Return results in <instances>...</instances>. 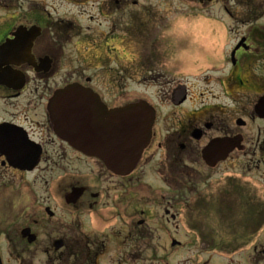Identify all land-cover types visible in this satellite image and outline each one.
Listing matches in <instances>:
<instances>
[{
    "label": "flooded vegetation",
    "instance_id": "1",
    "mask_svg": "<svg viewBox=\"0 0 264 264\" xmlns=\"http://www.w3.org/2000/svg\"><path fill=\"white\" fill-rule=\"evenodd\" d=\"M89 1L90 4L87 3ZM190 1L191 4L187 5H172L162 4L161 1L150 3L141 0H0V44L8 38H14V32L19 26L28 29L36 25L40 30L30 46L31 55L14 53L4 59L8 62L0 64V178L3 173L28 172L25 168L18 167L12 158V155L17 154L14 146L19 144L24 145L30 153H33L35 146L40 150L34 168L39 167L37 169L41 170L57 165L61 157L70 153L85 162H99L94 155L87 156L66 141V138H72L71 134L77 131V94L62 95L60 105L52 106L50 99L55 91L80 82L97 93L109 109L130 100L127 86L128 78H132V81L145 85L140 91L153 87L156 92H160L163 102H169L172 92L181 90L184 94L182 100L171 99L172 105H178L188 99L186 81L171 80L168 88L160 83L175 61L190 55L205 60L203 67L195 71L197 73L201 70L205 75L202 78L204 84L210 81V69L220 66L222 75L217 80L213 73V81L219 93L212 96V100L204 102V97L197 100L190 96L191 103L198 106L192 110H184L185 113L180 117L173 116L172 124L168 126L165 123L163 131L159 133L156 132L158 117H155L151 140L145 149L148 154H145L146 159L142 165H137L136 168L150 170V176L155 180L148 182L147 187L145 182L138 184L139 176L135 177L136 180L115 176L120 179L107 181L115 185L113 187L107 183L109 187L105 192L89 191L90 182L80 183L77 180L71 184L84 187L75 203L79 227L77 244L81 248L77 254L78 264H107L108 258L112 264L124 263L121 258L115 260L106 255L111 247L107 237L111 229L109 227H114L111 230L113 236L122 232L114 224L115 220H122L120 214L132 216L133 230L135 226L146 225L159 238L163 228L171 235L173 232L178 233L181 228L178 222L184 220L188 221V226L203 231L198 223L202 220L200 211L205 206L199 192H195L199 184L204 182L203 179L225 171L222 167L225 163L230 172L245 175L264 167V118L254 111V105L258 101H264V63L256 62L264 60V0ZM64 2L72 3L69 14L61 10ZM86 13L89 14L87 19L90 24L84 26L82 18ZM102 26L104 29H101ZM186 30L189 37L184 34ZM102 36L105 37L104 50H100L96 42ZM115 45H120L122 49L131 46L128 53L131 60L124 61ZM210 51H213V55L217 57L215 60L219 63L208 64L210 61L206 59ZM27 59L29 60L26 61ZM90 59H96L95 66ZM170 60L172 63L169 64ZM131 61L132 66L139 67L135 68L134 73H129L126 69ZM147 63L150 65L146 66ZM144 66L145 75H142ZM6 67L8 79L3 76V68ZM97 67L104 79V84L101 85L96 76L83 73V70L89 71ZM19 75H23L22 81ZM154 79L158 84L154 83ZM148 81L152 83L149 84ZM11 103L15 105L13 108L8 107ZM57 109L60 121L55 127L52 117ZM103 112L101 109L97 114L101 115ZM250 122L256 126L255 136L248 135ZM94 130L103 132L104 127L101 125ZM223 137H241L242 147H230L225 158L211 166L209 162L212 161L202 158V149L210 140ZM252 156H255L256 163L249 165L246 157ZM20 164L28 163L21 161ZM105 171L110 174L105 177L112 178V173ZM222 177L225 178V175ZM168 188H187L190 194L186 197H182V194H164L162 190L167 191ZM110 189L117 194V217L113 215L114 208L109 206L102 219H98L99 216L87 218L88 211L93 210L99 195L108 197L109 203L113 202L108 193ZM189 200L196 203L199 200L203 204L196 210ZM47 216L42 212L25 225L36 235L32 243H28L20 235V228H16L14 234L19 236L17 241L20 240L22 247L11 244L12 250L18 251L16 248H21L18 252H25L33 246L34 251L39 250L47 255L44 264L50 263L51 253L64 252L65 234L58 232L57 236H48L49 240L45 237V228L56 226L57 223L63 227L64 222L60 219L53 222L49 218L51 216ZM7 218L0 217V244L2 236L10 241L11 230L1 229ZM95 222L103 223L99 225L100 234L88 235L91 229H87V224L93 225ZM126 236L134 237L133 233ZM135 238L138 241V236ZM56 239L62 241V246L58 249L54 245ZM134 241L131 247L134 246ZM203 246L205 245L182 246L181 251L184 253L180 259L185 262L181 264H189L190 262L186 263L188 260L199 258L197 247ZM146 248L147 245L142 244L140 250ZM0 252L3 257L2 251ZM170 253L173 258H177V253ZM186 254H191L193 258L185 257ZM141 261L138 258L135 264H141ZM206 261L208 260L204 258L203 262Z\"/></svg>",
    "mask_w": 264,
    "mask_h": 264
},
{
    "label": "rangeland",
    "instance_id": "2",
    "mask_svg": "<svg viewBox=\"0 0 264 264\" xmlns=\"http://www.w3.org/2000/svg\"><path fill=\"white\" fill-rule=\"evenodd\" d=\"M145 2H157L161 1L162 4H172V5H184L188 3V0H144ZM71 4L65 3L63 8H61L62 11H65L67 14H69L72 9L70 8ZM78 14V13H77ZM89 14H83L82 22L85 26L86 24H90V21L87 19V16ZM101 29H104L102 26ZM227 30V28H226ZM186 36H190L189 32L186 30L184 32ZM227 35H225L226 37ZM212 37V35H211ZM96 42L100 46V50L105 49V37H98L96 39ZM103 43V45L101 44ZM116 51L120 53L121 58L124 57V61L131 60V56L128 55L130 52L131 46L122 49L120 45H115ZM264 50V48H262ZM264 55V53H263ZM217 57L215 54L213 55V51H210L209 57L206 59L208 64L213 63H219L217 60H215ZM100 59V57H99ZM96 59H90V62L93 66L96 64L94 63ZM167 62V61H164ZM203 62L205 60L198 59L193 55L189 57H186L185 59H180L175 61L172 64V67L169 71H167L165 74V78H162L160 80V83H163L164 86L168 88V86L171 85V80L178 79L180 81L185 80L187 84V90L188 91V99L185 100V102H181V104L178 105H172L169 104L167 101L163 102L160 98V92H156L154 88L148 87L145 88L146 92L144 95L147 97L148 100L155 103L154 100L156 99V107L158 113H157V121L156 124L159 125L156 128V132L159 133L160 131H163L164 124L166 123L168 126L172 124L173 122V116L180 117L184 110H192V108H195L198 106L193 105L191 103V100H189V97L202 99L205 102L207 99L212 100V96H216L219 93L218 87L215 85V81H208L206 84H204L203 79L197 80L196 77L191 76V71L199 70L201 67H203ZM256 62H262L264 63V60L257 61ZM98 63V61H97ZM131 63H128L126 65V69L129 73H134L135 68L138 66H132ZM162 64L161 62H159ZM172 63V60L169 61V64ZM103 65V64H98ZM150 65L149 63L146 64V66ZM142 67L141 74L145 75L144 68ZM91 67V66H90ZM139 68V67H138ZM199 68V69H198ZM100 69L94 68L90 69L89 71L83 70L84 74H92L96 76V80L98 81V84H104V79L101 76V73L99 71ZM215 74L216 80L218 77H220L221 71L220 66L216 67L212 70ZM202 71L200 70V72ZM149 76V75H148ZM149 78V77H148ZM184 78V79H182ZM128 91L130 92H139L142 90V88L145 86L144 84H141V82H135L132 81L133 79L128 78ZM217 82V81H216ZM149 84H151V81H148ZM154 83L158 84V81L154 79ZM174 83H172L173 85ZM159 86V85H158ZM208 86V87H206ZM134 88V89H132ZM201 93V94H200ZM157 97V98H156ZM158 99V100H157ZM15 105L14 103H11L8 107L13 108ZM251 108V105H249ZM248 129V135L255 136L256 134V126L254 123L250 122V126ZM245 129V131L247 130ZM154 146L152 145L151 148ZM254 148V147H252ZM258 157V156H257ZM76 158V155L74 153H70V155L66 157H61L63 161L61 164L53 165L49 169L43 168L33 170L30 173H24V174H11V173H3L2 178H0V217H8V219L13 218L14 220L10 223H5L1 226L2 229H8L11 233L10 241L8 242L4 237L2 239V248H4L3 258H4V264H44V262L47 261V255L39 250L34 251L33 246H30V250L32 252H18L14 251L11 248V244H15L17 247H22L17 241L19 236L15 235V230L18 224L22 223H30L31 219L33 217H37L42 214L44 211V206L48 205L50 208L54 211V216L51 217V220L54 222L58 218L64 222L63 227L58 226L59 223L56 224V226H52L50 228H45V237L46 240H49L53 234L57 236L58 232L60 234L66 235V240H69L74 237V235H77V230L79 227L77 226V208H73L67 204L64 203V201L61 200L59 197V194L62 195L63 192L68 191L69 184L77 182V180L80 181V183H88L90 182L91 187L89 189L94 191L97 190L99 192H105L109 184H111L114 187L115 178L120 179L119 177H115L114 175H111L109 177H105L109 173L106 172L102 167H100L99 162H95L94 160H88L87 162L80 160L77 157V160H74ZM49 159L47 160V162ZM46 162V163H47ZM246 162L249 165H254L256 163L255 156L252 157H246ZM43 166V163H42ZM51 166V165H50ZM223 168L227 167V163L222 165ZM42 168V167H41ZM255 172H260L264 174V167L257 168ZM260 173H254L257 175H261ZM110 175V174H109ZM221 176V177H220ZM232 177L230 179H234L236 182H238V186L236 188H229V179H225L228 184H226V188H222L221 191L223 192L222 196H224L227 200V206H228V214L227 217H229L227 220H224L223 218H218V213L215 214L213 208L217 209L218 204L217 202H213V195L214 190L221 182H224L225 180L222 179L221 174H213L214 180L212 182L205 181L204 183H201V188L197 187L196 191L200 192V189L203 190L204 196L203 203L205 204L204 210L200 211V216L202 220H199V227L202 226L203 232L199 239L193 232H184L181 235L183 237H187L192 239L193 246H200L205 245L202 248L197 247V250L199 251V258L200 259H207L208 261L204 262L203 264H226L227 262H237V260H240L241 264H248L247 259L245 258H251V255L256 257V263L255 264H264V222L262 220H258L257 216H260L259 214L256 216L255 211L256 209L254 206L258 202L259 207H262L264 210V185H261L260 183L249 180V178L246 177H234L239 176L238 173H233L231 175ZM110 181V182H107ZM109 183V184H107ZM163 186H166V184ZM243 189V190H241ZM239 191V192H238ZM164 194L169 193L171 195L175 194V192L182 193L184 195H189V190H186L185 192L182 191V189H173L168 188V190H162ZM237 192V193H236ZM110 197L112 198L114 196L115 190L110 189L108 191ZM100 194V193H99ZM109 198L105 197L104 195L100 196L97 202L92 207V211H88L87 218L89 216H96L98 219H102L105 217V211L107 210L108 204H109ZM225 200V201H226ZM232 201V204L230 201ZM199 202V207H201V201L197 200ZM224 201V202H225ZM251 209V213L246 211L247 209ZM130 212V211H128ZM197 212V211H196ZM226 213L225 211L223 212ZM58 217V218H57ZM261 217V216H260ZM89 220V219H88ZM154 220V219H152ZM258 222V226L262 225L259 230H257L253 234H248L247 232L249 229H254V226ZM83 223V221H82ZM87 224V223H86ZM90 223L87 224V229H91V232L87 233L88 235L90 233H98L100 234L99 225H102V222L98 223ZM109 233L107 234V237L110 242V250L107 252V256L112 257L113 259L121 258L124 263L120 262V264H135V261L138 260V258L141 261V264H158L157 263V256L158 259L161 255L164 254L165 251H172L169 248H166L165 246H169L170 243L167 240V236L165 232H161L160 238L156 234V232L147 227L146 225L141 227H134V230L131 228V226L123 227L121 228V221L118 220L116 222L115 228L117 230H122L120 234H114L111 231L114 227L111 226ZM108 228V229H109ZM83 233V232H82ZM133 236H126V235H132ZM197 235L198 232L196 231ZM16 236V238H14ZM49 236V237H48ZM138 236V241L137 237ZM199 236V235H198ZM135 240V241H134ZM7 241V242H6ZM134 241V246L131 247V244ZM262 244V245H259ZM142 244H146L148 248L144 250H140L142 247ZM207 245H219V246H226L229 245L230 250L222 251V254L217 257L212 253V250H218V249H209ZM254 245H257L260 248L259 250H254ZM79 244L73 243L71 246V249H77ZM239 249H242V251L238 254L236 252ZM17 250L21 251V248H16ZM194 249V248H193ZM233 249V250H232ZM232 250V251H231ZM251 250V251H250ZM80 250H77V253ZM23 253V254H22ZM62 251L60 253V256H57V253H51L50 257V263L48 264H78L77 261L74 263L75 255L71 254L67 250L65 253ZM18 256V258H14V256ZM192 257L191 254H186L185 257ZM133 257V258H132ZM63 258V260H58ZM108 258V257H106ZM135 258V259H134ZM120 259V260H121ZM112 264L109 261L108 263Z\"/></svg>",
    "mask_w": 264,
    "mask_h": 264
},
{
    "label": "water",
    "instance_id": "3",
    "mask_svg": "<svg viewBox=\"0 0 264 264\" xmlns=\"http://www.w3.org/2000/svg\"><path fill=\"white\" fill-rule=\"evenodd\" d=\"M3 54L0 52V57ZM77 92H79L77 88ZM56 97H53V100ZM55 101H58L57 99ZM78 106V104H77ZM139 108H143V106L138 103L136 105L132 104L127 106L122 112H128L129 119L125 120L124 117L120 115L117 119V128L118 130L114 132L113 137L104 138L101 140L99 138V142L103 145V147L110 148V155L101 156L105 158V161L109 166L114 169H119L120 173H126L131 169V167L135 164L138 160L140 153L145 146L147 139H148V129H149V119L148 115L145 117V121L139 125L138 118H139ZM54 121L55 124L58 122V109L55 110L54 113ZM123 123H125L123 125ZM74 136H77V141L80 136V132L77 134L73 133ZM108 151V150H107ZM16 160L19 161H28L29 156L25 150L13 155ZM113 158V160H112ZM31 159V156H30ZM77 193L72 194L67 197V201H74L77 198Z\"/></svg>",
    "mask_w": 264,
    "mask_h": 264
}]
</instances>
